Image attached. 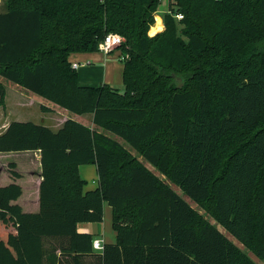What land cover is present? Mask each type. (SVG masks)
Returning <instances> with one entry per match:
<instances>
[{
    "label": "trees",
    "instance_id": "obj_1",
    "mask_svg": "<svg viewBox=\"0 0 264 264\" xmlns=\"http://www.w3.org/2000/svg\"><path fill=\"white\" fill-rule=\"evenodd\" d=\"M13 2L0 76L94 127L12 120L0 133V152L40 151L42 176L36 212L11 203L20 185L0 186V264H259L233 239L264 263V0H169L154 35L160 0ZM108 32L123 37L122 93L79 84L68 61ZM104 203L114 241L94 251L77 224L101 221Z\"/></svg>",
    "mask_w": 264,
    "mask_h": 264
},
{
    "label": "crops",
    "instance_id": "obj_2",
    "mask_svg": "<svg viewBox=\"0 0 264 264\" xmlns=\"http://www.w3.org/2000/svg\"><path fill=\"white\" fill-rule=\"evenodd\" d=\"M169 0H160L159 10L157 7L155 13V21L149 27L148 34L151 35L150 29L154 27L156 22V17L160 19V26H163L162 15H159L158 12H165L168 8ZM158 5V6H159ZM160 26L157 30L152 33L160 31ZM113 51V49L111 50ZM103 53L98 49L95 51H75L71 52L68 55V61L70 63L77 62L78 66L76 70L78 72V83L81 85H90L96 86L100 83H107L111 86L122 85V70L123 63L120 59V49L117 48V53ZM92 65V66H90ZM90 66V67H89ZM2 76H0L1 82ZM2 83V82H1ZM20 86V85H19ZM18 86V90H15V96L8 100L6 98V90L3 97V103H0V133L5 130L7 125L12 120H21L20 116L24 108H27L28 105L24 102L25 100L32 101L33 103L44 105L50 108L49 111H39L38 120L44 125L48 126L52 130L58 129L63 121L68 117L73 118L89 127H94L92 122V113L85 112L81 114L71 113L67 110L59 107L58 105L48 101L47 99L37 95L36 98L32 99L29 94L31 91H28L21 86ZM34 106V105H33ZM59 109V110H58ZM54 110V111H51ZM56 110V111H55ZM22 153L26 157V166L25 169H20V160L18 158H13L19 156ZM14 155V156H13ZM22 156L23 158H25ZM14 163V167L10 168L8 164ZM91 164V163H89ZM86 164H81L78 166L79 174L81 175V169ZM94 165V164H93ZM95 167V165H94ZM96 169V168H95ZM10 170L17 171L20 175L18 177H13L10 174ZM97 174V173H96ZM83 178V177H82ZM42 179L41 176V162H40V151L39 150H23V151H10V152H0V186L6 185L11 182L17 183L21 187V194L14 200H11V203H16L20 206L22 211L25 212H36L39 209V184ZM84 179V178H83ZM87 188V187H86ZM218 227L223 229L220 225ZM77 230L81 232H88L93 235V238H99L102 240V244L106 242H113L115 231L111 226V208L107 203L103 204V218L101 221H90V222H81L77 224ZM226 233L225 230H221ZM232 239V238H231ZM234 243L238 245V242L234 240ZM240 244V243H239ZM241 245V244H240ZM239 246V245H238ZM240 247V246H239ZM94 251H98L95 250ZM259 264H262L263 261L257 257L253 258ZM264 264V263H263Z\"/></svg>",
    "mask_w": 264,
    "mask_h": 264
},
{
    "label": "rangeland",
    "instance_id": "obj_3",
    "mask_svg": "<svg viewBox=\"0 0 264 264\" xmlns=\"http://www.w3.org/2000/svg\"><path fill=\"white\" fill-rule=\"evenodd\" d=\"M165 0H163V2H164ZM8 3L9 4H12V5H14L15 4V2H13V0H0V11H3V10H5L6 8H7V5H8ZM159 7V10L162 8V6L160 7V5L158 6ZM163 9V8H162ZM156 13V12H155ZM158 14L159 15H162L161 14V12H158ZM154 18H155V16H154ZM155 20V19H154ZM118 48V47H117ZM117 48H114L113 49V51H111L112 53L114 52V53H117V51H116V49ZM90 66H92V65H90ZM89 66V67H90ZM81 69H83V68H81ZM80 69V70H81ZM80 70H76L77 71V73L80 71ZM1 82H2V84H3V86L5 87V90H6V98L8 99V100H10V99H12L14 96H15V93H14V91L15 90H18V84H16V83H14V82H12V81H10V80H8L7 78H5V77H3V78H1ZM177 83L179 84V81L177 80ZM20 87V86H19ZM114 87V89H117L118 90V92L119 93H122V85H119V86H113ZM29 96L32 98V99H34V98H36L37 97V95H35V93H33V92H31L30 94H29ZM19 103H25L26 105H28V107L27 108H24V110L22 111V115L20 116V119L22 120V121H28V120H30V121H33V122H36V123H39L40 121L37 119L38 118V114H39V111L41 110V111H46V110H42L41 109V106H44V105H39V104H36V103H33L32 104V101H27V100H25L24 102L22 101V102H20L19 101ZM34 105V106H33ZM49 110H50V108H49ZM49 110H47V111H49ZM59 110V109H58ZM51 111H54V110H51ZM56 111V110H55ZM108 135H110L111 137H113V138H115V139H117L119 142H121L127 149H129L130 151H131V153L133 154V155H136L140 160H143L141 157H140V155H137V152L134 150V149H132L131 147H130V145L128 144V143H126L123 139H121L120 137H118L117 135H115V134H112V133H110V132H106ZM14 156V155H13ZM22 156H24V155H22V153L17 157V156H15V157H13V158H18L19 160H20V169H25L26 168V166H28V163H26V157L25 158H23ZM145 164H146V166L149 168V169H151L154 173H156L158 176H160L161 178L163 177L158 171H157V169L154 167V166H152V165H150L148 162H146L145 161ZM8 166H9V164H8ZM81 175H82V177L86 180V185H85V187H87V188H93V187H95L96 185H97V174H96V169H95V167H94V165L93 164H86V165H84L83 167H82V169H81ZM172 187L180 194V195H183V193L181 192V190L177 187V186H175V185H173L172 184ZM184 196V195H183ZM184 197H186V196H184ZM188 199V198H187ZM189 200V199H188ZM190 201V200H189ZM190 204L198 211V213H200V214H202L203 216H205L206 218H209L210 220H211V216H210V214H208V213H206V211L203 209V207L202 206H200V205H196L194 202H192V201H190ZM212 222H213V220H212ZM238 245L253 259L255 256L248 250V249H246L244 246H242V245H240L239 243H238ZM256 258V257H255ZM263 264V263H262Z\"/></svg>",
    "mask_w": 264,
    "mask_h": 264
},
{
    "label": "built area",
    "instance_id": "obj_4",
    "mask_svg": "<svg viewBox=\"0 0 264 264\" xmlns=\"http://www.w3.org/2000/svg\"><path fill=\"white\" fill-rule=\"evenodd\" d=\"M175 18L180 19L182 17V13L177 12L174 14ZM123 42V37L116 32H108L104 35L103 39L98 43L97 49L103 53H108L112 49L116 48ZM123 56L120 55V59ZM71 66L73 68H77V62H72ZM103 247L102 240L99 238H93L92 240V248L98 251H101Z\"/></svg>",
    "mask_w": 264,
    "mask_h": 264
},
{
    "label": "bare ground",
    "instance_id": "obj_5",
    "mask_svg": "<svg viewBox=\"0 0 264 264\" xmlns=\"http://www.w3.org/2000/svg\"><path fill=\"white\" fill-rule=\"evenodd\" d=\"M156 24L154 25V27H152L151 29H150V32L152 33V32H154L155 30H157L158 28H159V26H160V19L158 18V17H156Z\"/></svg>",
    "mask_w": 264,
    "mask_h": 264
},
{
    "label": "clouds",
    "instance_id": "obj_6",
    "mask_svg": "<svg viewBox=\"0 0 264 264\" xmlns=\"http://www.w3.org/2000/svg\"><path fill=\"white\" fill-rule=\"evenodd\" d=\"M182 18V17H181ZM161 31H163V26H160V29ZM155 33H151V35H154Z\"/></svg>",
    "mask_w": 264,
    "mask_h": 264
}]
</instances>
